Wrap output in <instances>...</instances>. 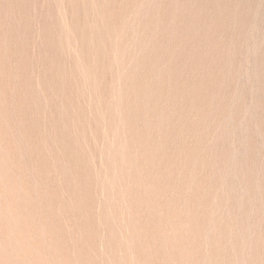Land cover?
<instances>
[{
  "label": "rangeland",
  "instance_id": "obj_1",
  "mask_svg": "<svg viewBox=\"0 0 264 264\" xmlns=\"http://www.w3.org/2000/svg\"><path fill=\"white\" fill-rule=\"evenodd\" d=\"M263 24L264 0H0V264H264Z\"/></svg>",
  "mask_w": 264,
  "mask_h": 264
},
{
  "label": "bare ground",
  "instance_id": "obj_2",
  "mask_svg": "<svg viewBox=\"0 0 264 264\" xmlns=\"http://www.w3.org/2000/svg\"><path fill=\"white\" fill-rule=\"evenodd\" d=\"M52 2V1H51ZM59 2V1H58ZM174 2V1H173ZM176 2V1H175ZM192 2H193V0H192ZM52 4V3H51ZM56 4H57V2H56ZM149 5V4H148ZM194 7V6H193ZM50 9V8H49ZM240 9V8H239ZM181 10V9H180ZM192 14H193V12H192ZM255 16V15H254ZM59 17V16H58ZM262 17V16H261ZM59 19V18H58ZM65 19V18H64ZM131 20V19H130ZM254 21V20H253ZM53 23V22H52ZM134 24V23H133ZM139 25V24H138ZM264 25V24H263ZM61 27V26H60ZM55 28V27H54ZM131 28V27H130ZM62 29V28H61ZM64 29V28H63ZM129 29V28H128ZM66 30V29H65ZM63 31V30H62ZM128 34V33H127ZM63 35V34H62ZM66 35V34H65ZM66 36H68V35H66ZM69 37V36H68ZM71 37V36H70ZM125 38V37H124ZM134 38V37H133ZM257 38V37H256ZM70 39V38H69ZM67 40V39H66ZM63 42V41H62ZM67 42V41H66ZM123 43V42H122ZM167 44V43H166ZM61 45V44H60ZM64 45V44H63ZM129 45V44H128ZM149 45V44H148ZM252 46V45H251ZM254 46V45H253ZM144 47V46H143ZM63 48V47H62ZM61 48V49H62ZM136 48V47H135ZM248 48V47H247ZM254 48V47H253ZM262 48V47H261ZM172 49V48H171ZM230 49H232V48H230ZM142 51V50H141ZM64 52V51H63ZM128 52V51H127ZM250 52V51H249ZM74 53H76V52H74ZM130 53V52H129ZM116 54V53H115ZM250 54V53H249ZM255 54V53H254ZM66 56V55H65ZM256 57V56H255ZM68 58V57H67ZM114 58V57H113ZM177 58V57H176ZM223 59V58H222ZM113 60H115V59H113ZM161 60V59H160ZM255 60V59H254ZM124 61V60H123ZM234 61V60H233ZM111 62V61H110ZM80 63V62H79ZM112 63V62H111ZM117 63H118V60H117ZM186 63V62H185ZM257 63V62H256ZM78 64V63H77ZM255 64V63H254ZM114 65V64H113ZM125 65V64H124ZM152 65V64H151ZM182 65H184V64H182ZM261 66V65H260ZM263 67V66H262ZM194 68V67H193ZM207 69V68H206ZM256 69V68H255ZM77 70H79V69H77ZM118 70V69H117ZM128 70V69H127ZM138 71V70H137ZM136 71V72H137ZM170 71V70H169ZM213 71V70H212ZM241 74V73H240ZM109 75V74H108ZM107 75V76H108ZM119 75V74H118ZM231 75V74H230ZM190 76V75H189ZM105 77V76H104ZM113 77H115V76H113ZM206 78V77H205ZM114 79V78H113ZM112 79V80H113ZM115 79H117V78H115ZM259 79V78H258ZM82 80V79H81ZM108 81V80H107ZM114 81V80H113ZM166 81V80H165ZM254 81V80H253ZM233 83V82H232ZM115 85V84H114ZM178 85V84H177ZM112 86V85H111ZM211 86V85H210ZM237 86H239V85H237ZM256 86V85H255ZM65 87V86H64ZM63 87V88H64ZM114 87V86H113ZM108 88V87H107ZM112 90V89H111ZM113 91V90H112ZM64 92V91H63ZM80 93V92H79ZM111 93V92H110ZM117 94V93H116ZM182 95V94H181ZM119 97V96H118ZM90 98V97H89ZM177 99V98H176ZM209 99V98H208ZM111 100V99H110ZM113 101V100H112ZM81 103V102H80ZM118 103V102H117ZM233 103V102H232ZM108 104V103H107ZM193 104V103H192ZM114 104H112V106H113ZM116 105V104H115ZM181 106H182V104H181ZM227 109V108H226ZM245 109V108H244ZM203 111V110H202ZM181 114H182V112H181ZM254 114V113H253ZM191 117V116H190ZM193 118V117H192ZM252 118V117H251ZM182 119V118H181ZM205 119V118H204ZM121 120V119H120ZM226 120V119H225ZM241 120V119H240ZM263 120V119H262ZM195 121V120H194ZM202 122V121H201ZM80 123V122H79ZM92 123V122H91ZM187 123V122H186ZM194 123V122H193ZM257 124V123H256ZM98 125V124H97ZM195 126V125H194ZM97 127V126H96ZM99 127V126H98ZM183 127V126H182ZM211 127V126H210ZM246 127V126H245ZM176 128V127H175ZM235 128V127H234ZM240 128V127H239ZM184 130V129H183ZM241 131V130H240ZM218 132V131H217ZM245 132V131H244ZM260 132V131H259ZM241 134V133H240ZM257 136V135H256ZM190 138V137H189ZM103 139H105V138H103ZM108 139V138H107ZM181 139V138H180ZM204 139V138H203ZM196 140V139H195ZM239 140V139H238ZM242 140V139H241ZM191 141V140H190ZM95 142V141H94ZM261 142V141H260ZM108 143H109V140H108ZM105 144V143H104ZM96 145V144H95ZM234 145V144H233ZM260 145H262L261 143H260ZM95 147V146H94ZM105 147V146H104ZM108 147V146H107ZM106 147V148H107ZM112 147V146H111ZM230 147V146H229ZM105 148V149H106ZM235 148V147H234ZM256 149V148H255ZM97 150V149H96ZM165 150V149H164ZM179 150V149H178ZM109 151H110V149H109ZM173 151V150H172ZM184 151V150H183ZM234 151V150H233ZM176 152H177V150H176ZM243 152V151H242ZM260 152V151H259ZM106 153V152H105ZM108 153V152H107ZM116 153V152H115ZM231 153V152H230ZM109 154V153H108ZM243 154V153H242ZM258 154V153H257ZM256 154V155H257ZM110 155V154H109ZM261 155V154H260ZM104 157V156H103ZM106 157V156H105ZM109 157V156H108ZM160 157V156H159ZM117 158V157H116ZM106 159H108V158H106ZM110 160V159H109ZM245 161H247V160H245ZM251 161V160H250ZM262 161V160H261ZM110 162V161H109ZM248 163V162H247ZM257 163H258V161H257ZM263 163V162H262ZM109 164V163H108ZM235 164V163H234ZM178 165V164H177ZM245 165V164H244ZM93 166V165H92ZM114 167V166H113ZM111 168V167H110ZM102 169H103V167H102ZM183 169V168H182ZM236 169V168H235ZM93 170V169H92ZM218 171H219V169H218ZM256 172V171H255ZM102 173V172H101ZM263 173V172H262ZM123 174V173H122ZM103 175V174H102ZM182 175V174H181ZM263 175V174H262ZM261 176V175H260ZM116 177V176H115ZM234 177V176H233ZM259 179V178H258ZM110 180V179H109ZM108 181V180H107ZM89 182V181H88ZM109 182V181H108ZM107 182V183H108ZM237 182V181H236ZM106 183V184H107ZM111 183V182H110ZM223 184V183H222ZM258 184V183H257ZM109 185V184H108ZM116 185V184H115ZM257 186V185H256ZM107 187V186H106ZM236 187V186H235ZM253 187V186H252ZM112 188V187H111ZM115 188V187H114ZM243 189V188H242ZM112 190V189H111ZM129 190V189H128ZM110 191V190H109ZM114 191V190H113ZM120 191V190H119ZM188 193V192H187ZM256 193V192H255ZM105 194H106V192H105ZM257 194V193H256ZM170 195V194H169ZM108 196V195H107ZM257 197V196H256ZM115 200V199H114ZM215 201V200H214ZM112 203V202H111ZM109 204V203H108ZM114 204V203H113ZM217 204V203H216ZM257 204V203H256ZM213 205V204H212ZM237 206V205H236ZM253 206V205H252ZM263 207V206H262ZM242 208V207H241ZM242 211V210H241ZM257 211V210H256ZM225 215V214H224ZM109 216V215H108ZM259 219V218H258ZM247 220V219H246ZM238 224V223H237ZM210 227V226H209ZM263 228V227H262ZM259 229V228H258ZM207 234H208V232H207ZM122 236V235H121ZM124 238V237H123ZM122 238V239H123ZM264 239V238H263ZM112 242V241H111ZM261 245V244H260ZM108 246V245H107ZM112 248V247H111ZM122 249V248H121ZM112 251V250H111ZM244 253V252H243ZM104 254V253H103ZM113 254V253H112ZM250 255V254H249ZM121 257V256H120ZM133 257V256H132ZM105 258V257H104ZM109 258V257H108ZM243 263V262H242Z\"/></svg>",
  "mask_w": 264,
  "mask_h": 264
}]
</instances>
